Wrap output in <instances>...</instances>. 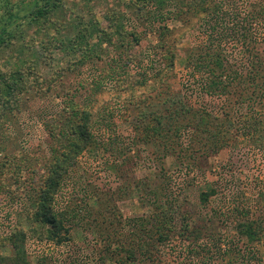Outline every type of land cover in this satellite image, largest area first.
<instances>
[{
	"label": "rangeland",
	"instance_id": "1",
	"mask_svg": "<svg viewBox=\"0 0 264 264\" xmlns=\"http://www.w3.org/2000/svg\"><path fill=\"white\" fill-rule=\"evenodd\" d=\"M126 1L61 0L63 8L49 14L45 22L35 24L29 23L28 18H20L6 28L14 35L8 45L0 47V68L15 69L22 62L33 60L45 78L55 73L63 76L54 87L43 84L27 91L23 95L20 111L12 116L6 115L0 124V171L4 170V162L9 167L2 176V185L9 193L0 194V234H8L16 225L26 231L34 228L22 216L23 205L27 202V195L35 196L55 157L50 148L59 146V143L51 133L55 134L61 126L59 113L65 95L74 93L82 106L93 111L94 131L99 133L95 148L77 158L55 197V211L65 213V218H68L64 224L70 229V240L57 246L27 239L24 247L27 260L31 263H36L37 258L44 255L50 258L47 264H101L95 235L103 234L99 229L95 233L86 232L83 222L86 220L85 212L91 208L96 216L104 215L98 218L103 221L105 211L112 208L113 216L110 217L115 227L128 231L123 226L126 219L143 216L149 211V182L153 187L164 183L171 186L170 190L175 195L172 198L178 231L184 229L182 226L186 223L190 231H212L214 239L217 233L230 237L233 228L226 215L235 206L250 207L253 217L260 219L264 226V140L259 141L260 136L264 138V100L247 107L239 106L235 96L223 102L220 100L223 97L212 98L202 94L197 76L185 64L186 50L196 42L195 34L188 32L190 28L168 23L170 33L165 41L173 52V63L163 70L162 77L150 80L156 86L154 92L137 88L140 95L135 96V100L119 99V90L111 88L107 80L101 90L93 94L87 77L78 75L79 70H66L68 63L80 57L70 48L55 50L54 42L73 39L77 17H82L83 22H87L93 14L100 18L103 13L122 9ZM35 2L39 5L43 3L42 0H0V17H5L9 10L23 16ZM127 22L130 27L139 24L129 15ZM4 24L0 21V29ZM138 29L141 27L138 26ZM252 33L256 39L253 47L264 55V26L258 22ZM156 39L146 30L137 46H116L125 53L123 59L130 57L137 64L138 60L144 61L145 55L149 54V46ZM92 43H96L94 39ZM102 48L113 52L111 47ZM228 49L235 59L241 58L238 61L247 63L246 57L240 56L239 44L230 43ZM101 57L97 64L98 71L102 72H98L99 76L108 71L105 55L102 53ZM241 70L245 72L243 68ZM136 78L134 76L131 82L134 83ZM186 99L190 101L191 110L181 120L185 129L181 131V128V132L174 134L168 119L175 109L171 101L183 100L185 103ZM198 108L205 109L209 114ZM260 113L259 118L250 121L258 132L247 137L243 134L241 118L246 119L245 115L247 119L257 117ZM158 116L162 117L165 130L171 128L167 138L149 131V128L157 126L155 118ZM52 122H55L56 129L52 128ZM179 133L180 139L177 137ZM155 143H159L158 151L166 147L173 154L165 158L157 157ZM210 188L214 189L215 195L204 205L199 194ZM90 196L97 200V204L88 199ZM26 204L29 205V200ZM71 208L77 210L84 220L81 217L71 219L68 214ZM115 215L119 217L114 219ZM209 219L212 220L211 225L208 224ZM76 221L80 224L76 225ZM206 235L199 238L200 243L207 241ZM260 235L254 246L264 264V228ZM238 245L243 246L241 241ZM12 254L11 249L4 251L6 257ZM165 260L166 264L185 261L183 255L175 260L173 255H166ZM184 264L193 263L185 261ZM203 264L226 262L219 258ZM254 264L257 262L254 261Z\"/></svg>",
	"mask_w": 264,
	"mask_h": 264
},
{
	"label": "trees",
	"instance_id": "2",
	"mask_svg": "<svg viewBox=\"0 0 264 264\" xmlns=\"http://www.w3.org/2000/svg\"><path fill=\"white\" fill-rule=\"evenodd\" d=\"M42 2V5L35 2L23 16L9 10L5 17H0V21L5 23L0 29V47L8 45L13 38L14 34L6 28L11 27L16 20L28 18L29 23L39 24L45 22L49 14L63 8L61 0ZM128 15L139 23L141 29H138L136 23L134 27H130L127 22ZM77 20L73 39L54 42V49L64 51L70 48L78 54L80 58L68 63L66 70H79L78 75L87 77L93 94L101 90L105 80L111 88L119 90L118 98L121 100H135L140 95L137 88L154 92L156 86L150 80L162 77L163 70L170 68L173 63V52L166 45L165 39L170 33L168 23L174 22L190 28L188 32H193L196 36V42L186 50L185 64L197 76V84L202 94L212 98L223 97L220 99L223 102L235 96L239 106L247 107L258 100H264V55L252 45L256 40L252 33L254 26L258 22L264 26V0H127L122 9L103 13L100 18L93 14L87 22H83L82 17H77ZM146 30L157 39L149 46V54L143 59L145 62L141 59L136 64L130 57L123 59L125 53L119 51V47L137 46ZM93 39L96 43H92ZM230 43L240 45V56H245L247 63L238 61L241 58H234L228 49ZM103 46L113 48V52L102 48ZM102 53L105 55L108 71L99 76L102 72L98 71L97 64L102 59ZM62 76L55 73L45 78L33 60L24 61L15 69L0 68V124L6 115L12 116L20 111L23 95L27 91L43 84L54 87ZM134 76L137 78L132 83ZM189 102L188 99L185 103L183 100L171 101V106H175V109L170 112L168 119L174 134L184 126L181 120L191 110ZM62 104L59 113L61 126L55 134L51 133L59 143V146L50 148L55 157L42 177L35 196L27 195V202L23 205L22 216L34 228L26 231L22 226L16 225L8 234H0V264H47L50 258L44 255L38 257L36 263L27 260L24 247L26 240L31 238L57 246L70 240V229L64 224L68 218H65V213L55 211V197L70 175L77 158L83 152L95 148L99 133L94 131L93 111L82 106L74 93L65 95ZM197 110L209 114L203 108ZM261 115L250 116L248 119L245 115L246 119L241 118L244 135H256L258 130L250 121ZM155 121L157 126L149 128V131L158 137L167 138L171 128L165 130L162 127L163 119L160 116ZM52 123V128L56 129L55 122ZM183 129L185 127L181 131ZM177 137L180 139V133ZM260 140L263 141L264 138L260 136ZM155 144L157 157L165 158L173 154L166 147L160 153L157 149L159 143ZM166 145L167 143L164 146ZM3 165L4 170L0 171V194L9 193L2 185V176L9 167H6L5 162ZM170 188L169 183L153 187L149 182V211L143 216L126 219L123 226L128 231L115 227L110 217L113 216L112 208L105 211L106 215L110 213L109 216L105 215L103 221H99L98 218L104 215L96 216L88 207L90 209L85 212L86 220L83 221L86 232L95 233L99 229L103 234L95 235L101 264H166V255H173L174 260L183 255L185 261L193 264H203L219 258L225 260L226 264H254V261L263 264L254 245L260 240L264 226L260 219L253 217L250 207L235 206L226 215L233 228L230 237L215 233L217 238L214 239L212 231H190L186 223L182 226L184 229L178 231L175 225L174 197L172 198L175 195ZM214 195L213 188L200 192L201 203L205 205ZM88 199L97 204L93 196ZM28 200L29 205L26 204ZM68 214L71 219L77 220L81 217L84 220L72 208ZM183 220L186 219L183 217ZM76 222V225L80 224ZM209 223L212 224L211 219ZM203 234H207V241L200 243L199 238ZM240 241L243 246L238 245ZM8 249L13 250V254L6 257L4 251ZM181 262L179 264H184L182 260Z\"/></svg>",
	"mask_w": 264,
	"mask_h": 264
}]
</instances>
